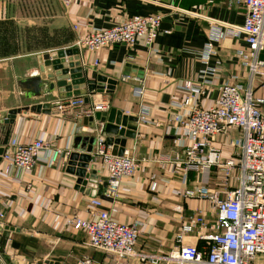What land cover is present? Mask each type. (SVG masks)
Returning a JSON list of instances; mask_svg holds the SVG:
<instances>
[{
  "label": "crops",
  "instance_id": "obj_1",
  "mask_svg": "<svg viewBox=\"0 0 264 264\" xmlns=\"http://www.w3.org/2000/svg\"><path fill=\"white\" fill-rule=\"evenodd\" d=\"M47 2L0 0V114L34 103L51 105L61 99L56 87L50 91L44 88L35 96L19 85V81L36 74L38 55L73 48L82 33L111 27L134 15L164 16L150 45L139 37L130 46L119 43L97 51L80 49V56L86 79L102 75L116 81L112 91H87L89 103L107 100V113L114 109L127 117H137L147 109L148 121L137 122L134 137H126L125 148L133 149L138 169L133 176L121 179L117 199L106 201L107 206L112 204L117 209L113 216L119 222H142L137 250L167 252L188 215L199 209L210 213L207 201L185 198L184 191L205 182L218 187L216 168L189 171L183 181L182 159L188 141L174 115L185 116L190 107L184 105L188 92L181 85L190 79L201 87L194 104L209 107L223 83L244 86L249 82L240 54L248 49L245 39L227 35L224 29L225 24L241 25L245 9L231 0ZM213 29L223 34L210 39ZM208 42L212 53L203 60ZM259 58L264 61V45ZM140 68L143 77L135 85ZM252 86L254 97L262 100L264 115V67ZM83 119L60 115L54 106L49 113L22 110L12 123H0V147L7 149L13 138L20 143L40 138L49 143V149L71 152L74 137L87 134L82 130L88 126ZM93 123L100 127L105 122L94 117ZM238 134L237 129H229L216 136L211 145L227 158L234 151L229 140ZM48 155L50 150L42 151L30 170L13 168L8 174L0 161V251L5 264H75L82 257L89 258L91 264H110L112 258L107 253L89 247L84 232L68 223L74 216L89 218L92 197L75 189L77 176L66 170L63 155L55 163L47 161ZM91 170L99 177L106 176L98 160L90 163L87 171ZM5 228L7 236L2 234Z\"/></svg>",
  "mask_w": 264,
  "mask_h": 264
},
{
  "label": "built area",
  "instance_id": "obj_2",
  "mask_svg": "<svg viewBox=\"0 0 264 264\" xmlns=\"http://www.w3.org/2000/svg\"><path fill=\"white\" fill-rule=\"evenodd\" d=\"M245 9L241 25L225 24V33L234 37L242 35L247 51L240 52L247 67L246 85L227 81L219 89L213 104L199 107L194 104L202 90L192 80H184L181 88L188 92L184 105L190 107L187 115L174 118L178 128L187 138L183 156V181L189 171L201 173L217 169L218 187L199 183L184 191L185 198L207 201L209 215L197 210L188 215L179 228L173 247L164 253H145L137 250L142 222L122 223L114 218L117 209L100 196L90 198L89 218L74 216L68 223L83 231L89 247L107 253L110 264H264V115L261 102L253 94L252 81L261 73L264 61L259 53L264 45V0H231ZM183 11V10H182ZM187 13V11H184ZM164 16L161 14L134 15L108 28L87 31L77 37L75 47L97 51L113 44L133 45L139 37L147 45L156 39ZM74 28H77L74 26ZM223 33L211 30L210 39ZM212 45L206 43L202 58L207 60ZM97 63V60H95ZM60 115L76 118H94L98 111L109 109L107 100L89 103L84 95H72L54 102ZM146 108L136 117L137 122H147ZM121 126H119L120 128ZM237 129L238 136L229 140L233 154L222 158L219 149L211 145L216 136ZM86 135L95 136L92 161L106 171L105 196L115 201L121 179L133 176L138 169L133 149L124 148L121 155L112 153V144L105 142L103 125L82 127ZM48 142L35 138L28 143L11 139L1 160L3 172L13 168L28 171L42 151L50 150L49 163L69 151L49 149ZM3 214L0 213V227ZM0 264H5L0 251ZM75 264H91L82 257Z\"/></svg>",
  "mask_w": 264,
  "mask_h": 264
},
{
  "label": "water",
  "instance_id": "obj_3",
  "mask_svg": "<svg viewBox=\"0 0 264 264\" xmlns=\"http://www.w3.org/2000/svg\"><path fill=\"white\" fill-rule=\"evenodd\" d=\"M37 62L38 68L36 74L24 81H19L21 87L27 88L29 93L35 96H39L44 88L50 91L56 87L61 99L72 95H84L85 101H88L87 91L102 92L106 88L109 92L112 91L116 84L114 79H109L102 75H98L93 80L86 79L81 66L80 50L77 47L38 55ZM136 74L138 79L133 80V82L135 85H138L139 79L143 77V70L141 68L138 69ZM55 105V103L49 105L48 102L34 103L2 111L0 123H12L16 114L22 110L49 113L50 106ZM113 115H116L117 118L113 119ZM94 117L101 122H105L103 125V135L105 136V142L112 144V153L121 155L125 148L126 137L133 138L135 135L137 118L121 115L114 109H111L109 113L107 111H98ZM83 122L88 124L89 127H94L93 118L83 119ZM119 126L121 127L119 128ZM106 133L117 136H106ZM95 141L94 135H76L73 140L72 151L65 161L66 170L77 176L75 189L91 197L98 194L101 198L109 201L111 198L104 194L106 176L99 177L94 170L87 171L92 162L91 154ZM3 151V148L0 147V161ZM99 178L102 180L100 184H98ZM2 234L4 236L8 235L7 228H5Z\"/></svg>",
  "mask_w": 264,
  "mask_h": 264
},
{
  "label": "rangeland",
  "instance_id": "obj_4",
  "mask_svg": "<svg viewBox=\"0 0 264 264\" xmlns=\"http://www.w3.org/2000/svg\"><path fill=\"white\" fill-rule=\"evenodd\" d=\"M48 0H45V2H47ZM48 3V2H47ZM262 258H264V255L262 256Z\"/></svg>",
  "mask_w": 264,
  "mask_h": 264
}]
</instances>
